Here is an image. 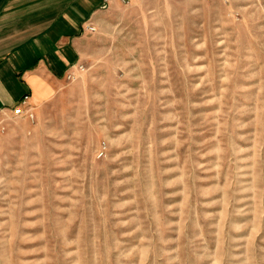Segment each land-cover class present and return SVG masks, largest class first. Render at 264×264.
I'll use <instances>...</instances> for the list:
<instances>
[{
    "label": "rangeland",
    "instance_id": "374dc122",
    "mask_svg": "<svg viewBox=\"0 0 264 264\" xmlns=\"http://www.w3.org/2000/svg\"><path fill=\"white\" fill-rule=\"evenodd\" d=\"M76 41L0 115V264H264V0L106 1Z\"/></svg>",
    "mask_w": 264,
    "mask_h": 264
},
{
    "label": "crops",
    "instance_id": "0c3cea01",
    "mask_svg": "<svg viewBox=\"0 0 264 264\" xmlns=\"http://www.w3.org/2000/svg\"><path fill=\"white\" fill-rule=\"evenodd\" d=\"M116 0H0V115L47 99L75 59L82 26Z\"/></svg>",
    "mask_w": 264,
    "mask_h": 264
},
{
    "label": "built area",
    "instance_id": "2783aa9c",
    "mask_svg": "<svg viewBox=\"0 0 264 264\" xmlns=\"http://www.w3.org/2000/svg\"><path fill=\"white\" fill-rule=\"evenodd\" d=\"M69 76H72V74H69Z\"/></svg>",
    "mask_w": 264,
    "mask_h": 264
}]
</instances>
